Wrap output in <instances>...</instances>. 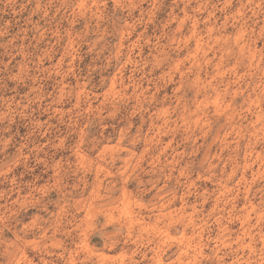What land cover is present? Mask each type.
Instances as JSON below:
<instances>
[{
  "label": "rangeland",
  "instance_id": "rangeland-1",
  "mask_svg": "<svg viewBox=\"0 0 264 264\" xmlns=\"http://www.w3.org/2000/svg\"><path fill=\"white\" fill-rule=\"evenodd\" d=\"M0 264H264V0H0Z\"/></svg>",
  "mask_w": 264,
  "mask_h": 264
}]
</instances>
